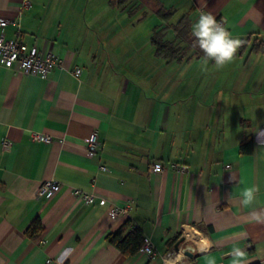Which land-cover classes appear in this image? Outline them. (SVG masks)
<instances>
[{
	"label": "crops",
	"instance_id": "1",
	"mask_svg": "<svg viewBox=\"0 0 264 264\" xmlns=\"http://www.w3.org/2000/svg\"><path fill=\"white\" fill-rule=\"evenodd\" d=\"M27 1L0 0V17L20 15V30L9 25L6 37L61 62L44 79L0 64V264H206V256L230 264L233 246L248 264H264V223L249 215H264V49L252 50L264 47V0ZM162 8L173 11L168 22ZM201 13L226 17L228 31L248 40L232 63L218 70L209 60L205 72L191 50L181 62L155 53L156 28L173 42L174 26L190 16L192 27ZM32 132L51 140L34 142ZM94 133L102 149L89 157ZM249 135L253 152L244 154ZM157 163L163 170L153 172ZM47 180L61 190L41 197ZM251 185L257 201L246 209L240 193ZM74 189L129 205V214L111 219ZM36 218L43 230L29 237ZM127 219L151 239L153 257L107 242Z\"/></svg>",
	"mask_w": 264,
	"mask_h": 264
},
{
	"label": "built area",
	"instance_id": "2",
	"mask_svg": "<svg viewBox=\"0 0 264 264\" xmlns=\"http://www.w3.org/2000/svg\"><path fill=\"white\" fill-rule=\"evenodd\" d=\"M24 5L30 6V2L25 0ZM20 16V15H19ZM19 16L13 19L0 17V64L13 69L16 72L38 76L41 78H47L52 70L59 65L61 62L60 57L56 55L52 50L43 51L37 46H30L20 39H9L5 35V29L9 25H16L19 29ZM216 20L223 24L224 27L227 25V19L224 16L216 17ZM72 73L79 77L82 73V69L76 67ZM32 141L37 143L48 142L51 140V136L40 133L32 132ZM13 146V142L9 139H5L2 142V149L9 150ZM87 154L89 157H94L102 149L101 142L99 141L96 133L92 134L87 140ZM171 167L181 173L188 172V168L185 165L172 164ZM101 171H106L107 167L104 165L100 166ZM163 170V166L160 163L155 164L152 167L153 172H160ZM61 190V183L56 180L44 181L40 187L38 194L41 197L52 196L53 194ZM74 195L83 199L84 202L92 204L98 200L100 207H106L108 209V215L111 219H119L127 217L130 211L129 205H116L110 203L106 198L99 197L94 193H88L80 189H74ZM142 249L147 253L149 257H153L155 254V246L150 238H145ZM45 264H55L53 259L49 258Z\"/></svg>",
	"mask_w": 264,
	"mask_h": 264
},
{
	"label": "trees",
	"instance_id": "3",
	"mask_svg": "<svg viewBox=\"0 0 264 264\" xmlns=\"http://www.w3.org/2000/svg\"><path fill=\"white\" fill-rule=\"evenodd\" d=\"M158 15L161 20L168 22L173 15V11L160 9ZM175 41L171 42L165 39V34L162 29H155L152 35V44L155 48V53L164 59L183 61L190 59L192 56L188 55V51H193V55L198 58L204 57L203 52L194 46L195 37L192 36V27L190 16L183 17L174 26ZM178 41V42H177ZM245 43L242 45L243 50L248 45V40L244 39ZM184 44L185 46H182ZM264 49L262 42L256 41L252 50L260 52ZM241 151L244 154H251L254 148L253 135H249L241 144ZM43 230L42 221L40 218H36L26 229V234L29 237H35L39 235ZM106 240L109 244L118 248L125 256L135 255L143 246L145 236L143 231L135 227L130 219H127L124 224L115 232L107 235ZM173 240L170 241L172 244Z\"/></svg>",
	"mask_w": 264,
	"mask_h": 264
},
{
	"label": "clouds",
	"instance_id": "4",
	"mask_svg": "<svg viewBox=\"0 0 264 264\" xmlns=\"http://www.w3.org/2000/svg\"><path fill=\"white\" fill-rule=\"evenodd\" d=\"M192 36L195 37L194 46H197L204 54L202 71H208V61H214L219 70L232 63L238 50L245 41L235 38L222 23L218 22L211 13H201L198 20L192 26ZM240 183H244L243 180ZM259 189L254 186H245L240 193L241 204L249 209L257 201ZM251 220L256 223H264V215L251 211ZM238 236H246V233H238ZM231 257L230 264H248L247 253L238 246H233L228 253ZM206 264H217L214 257H205Z\"/></svg>",
	"mask_w": 264,
	"mask_h": 264
},
{
	"label": "water",
	"instance_id": "5",
	"mask_svg": "<svg viewBox=\"0 0 264 264\" xmlns=\"http://www.w3.org/2000/svg\"><path fill=\"white\" fill-rule=\"evenodd\" d=\"M185 240H186L185 237H181V238L179 239V241L176 242V244H175V249H176L177 251L180 250V245H181ZM193 252H194V247L191 246V245H187V247L183 249V253H184L185 255L189 256V257H192V256H193Z\"/></svg>",
	"mask_w": 264,
	"mask_h": 264
}]
</instances>
